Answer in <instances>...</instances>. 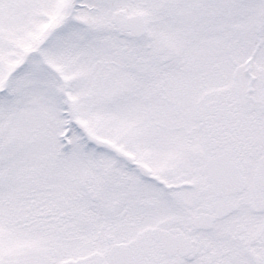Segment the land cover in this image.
I'll return each instance as SVG.
<instances>
[{
  "label": "snow or ice",
  "instance_id": "6c2138e0",
  "mask_svg": "<svg viewBox=\"0 0 264 264\" xmlns=\"http://www.w3.org/2000/svg\"><path fill=\"white\" fill-rule=\"evenodd\" d=\"M0 264H264V0H0Z\"/></svg>",
  "mask_w": 264,
  "mask_h": 264
}]
</instances>
